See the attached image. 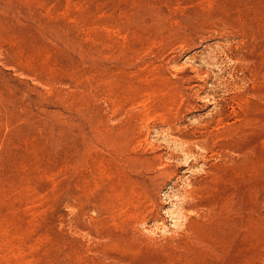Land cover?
Here are the masks:
<instances>
[{"label":"rangeland","instance_id":"obj_1","mask_svg":"<svg viewBox=\"0 0 264 264\" xmlns=\"http://www.w3.org/2000/svg\"><path fill=\"white\" fill-rule=\"evenodd\" d=\"M0 264H264V0H0Z\"/></svg>","mask_w":264,"mask_h":264},{"label":"bare ground","instance_id":"obj_2","mask_svg":"<svg viewBox=\"0 0 264 264\" xmlns=\"http://www.w3.org/2000/svg\"><path fill=\"white\" fill-rule=\"evenodd\" d=\"M249 158V157H248ZM225 192V191H224ZM227 194V193H226ZM225 196V195H224ZM226 198V197H225ZM228 199V198H227ZM225 200V199H224ZM219 203V202H218ZM224 204H226V203H224ZM227 205V204H226ZM217 206V205H216ZM211 207H212V205H211ZM220 207V206H219ZM217 208H218V206H217ZM229 208V207H228ZM230 210V209H229ZM214 211V210H213ZM224 211V210H223ZM227 212V211H226ZM216 214V213H215ZM218 215V214H217ZM225 217V216H224ZM220 218V217H219ZM225 222V221H224Z\"/></svg>","mask_w":264,"mask_h":264}]
</instances>
